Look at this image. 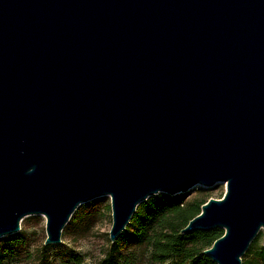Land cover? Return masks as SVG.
<instances>
[{
  "label": "water",
  "instance_id": "1",
  "mask_svg": "<svg viewBox=\"0 0 264 264\" xmlns=\"http://www.w3.org/2000/svg\"><path fill=\"white\" fill-rule=\"evenodd\" d=\"M225 183L182 234L242 264L264 231V0H0V237L109 197V240L159 193ZM264 246V244H263Z\"/></svg>",
  "mask_w": 264,
  "mask_h": 264
},
{
  "label": "trees",
  "instance_id": "2",
  "mask_svg": "<svg viewBox=\"0 0 264 264\" xmlns=\"http://www.w3.org/2000/svg\"><path fill=\"white\" fill-rule=\"evenodd\" d=\"M207 198L201 195L188 201L185 194L170 196L163 193L149 197L137 206L126 229L113 243L110 242L104 257L97 264H215L203 251L222 236V229L181 233L188 221L200 213V207ZM96 202L89 201L80 205L62 234L74 230L84 234L88 224L84 229H79L78 225L89 219L87 213ZM256 237L244 254L250 259L243 261V264H264V246L257 244ZM25 239V233L20 231L11 236L9 241L15 254H21ZM48 248V245L40 247L36 264H52L47 254ZM145 259L147 261L143 263ZM71 260L75 264L81 262L80 258L72 257Z\"/></svg>",
  "mask_w": 264,
  "mask_h": 264
},
{
  "label": "rangeland",
  "instance_id": "3",
  "mask_svg": "<svg viewBox=\"0 0 264 264\" xmlns=\"http://www.w3.org/2000/svg\"><path fill=\"white\" fill-rule=\"evenodd\" d=\"M225 194V183L219 182L213 187L197 186L185 194V199L190 201L198 196H208L209 198L221 199ZM96 202L90 212L89 219L84 220L78 225L79 229H88L84 234H79L74 230L68 234L61 235V241L56 244L48 245L47 254L52 264H75L71 258H80V264H97L107 251L110 240L109 231L112 224L110 199L109 197H100L92 200ZM77 227V228H78ZM20 232L26 235L25 243L21 248V254H15L10 243L11 236L0 237V264H36L39 259L38 250L44 245L46 238L45 218L43 216H29L21 222ZM257 244L263 246L264 231H260L256 237ZM250 257L243 256V261ZM146 259L143 263H146ZM148 264V263H147Z\"/></svg>",
  "mask_w": 264,
  "mask_h": 264
}]
</instances>
